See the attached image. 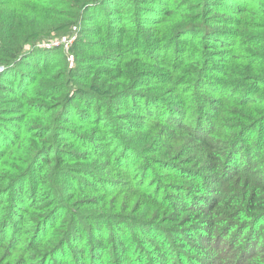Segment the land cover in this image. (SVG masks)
Listing matches in <instances>:
<instances>
[{
  "label": "trees",
  "instance_id": "1",
  "mask_svg": "<svg viewBox=\"0 0 264 264\" xmlns=\"http://www.w3.org/2000/svg\"><path fill=\"white\" fill-rule=\"evenodd\" d=\"M0 264H264V0H0Z\"/></svg>",
  "mask_w": 264,
  "mask_h": 264
},
{
  "label": "rangeland",
  "instance_id": "2",
  "mask_svg": "<svg viewBox=\"0 0 264 264\" xmlns=\"http://www.w3.org/2000/svg\"><path fill=\"white\" fill-rule=\"evenodd\" d=\"M77 32V30H73L67 36H53L46 39H42V41H38L34 47L49 52H54V55L51 54L53 55V57H51L50 59L51 62L57 60L61 53L65 54L67 67L69 69H73L75 67V58L71 53V49L77 39Z\"/></svg>",
  "mask_w": 264,
  "mask_h": 264
},
{
  "label": "built area",
  "instance_id": "3",
  "mask_svg": "<svg viewBox=\"0 0 264 264\" xmlns=\"http://www.w3.org/2000/svg\"><path fill=\"white\" fill-rule=\"evenodd\" d=\"M70 42V41H69Z\"/></svg>",
  "mask_w": 264,
  "mask_h": 264
}]
</instances>
